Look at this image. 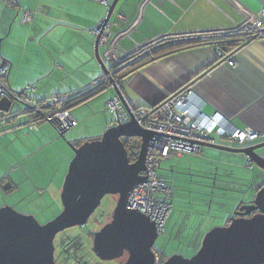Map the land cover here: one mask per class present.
Returning <instances> with one entry per match:
<instances>
[{
    "label": "crops",
    "instance_id": "crops-1",
    "mask_svg": "<svg viewBox=\"0 0 264 264\" xmlns=\"http://www.w3.org/2000/svg\"><path fill=\"white\" fill-rule=\"evenodd\" d=\"M113 1L111 0L112 3ZM17 2L19 7L13 9L6 7L0 0V65H10L6 82L13 92H21L28 86L35 85L36 90L31 93L32 96L45 99L55 94L79 92L106 75L96 60L94 43L97 36L95 31L105 19L107 7L94 0ZM23 10L35 12L33 22L23 24ZM263 10L264 0H119L112 17L113 25L106 32L108 42L99 45V55L108 71L113 72L139 52L144 54L162 43L198 38L201 43L158 55L154 61L127 75L123 80L124 93L136 104L155 106L171 95L190 88L200 97L205 114L218 112L237 128H250L259 132L262 139L256 144H260L264 142V36L247 42L240 50L231 54L233 56L225 53L230 56L227 59H234L233 67L228 65L227 59H222V63L215 65L219 59L216 46L220 47L215 38H226L227 35L242 38L245 35L233 34L232 28L244 24L247 17L251 18ZM122 14L125 20L120 19L119 15ZM250 21L251 19L249 24ZM160 38L163 39L154 45L151 44ZM227 40L230 39L220 43ZM209 68L211 69L204 73ZM61 78L64 79L63 82ZM115 93L111 86H107L89 102L103 95L102 104L105 102L106 105ZM98 108L105 109L104 106ZM71 114L74 118L77 115L75 112ZM104 117L107 124L108 114L104 113ZM9 125L4 124L1 131ZM46 126L47 124H43L37 130L30 131H36L30 139L37 146L43 144L42 137L48 141L55 140L54 131ZM60 136L63 137L61 134ZM214 139V144L230 146L224 138ZM86 141L87 139L82 138L72 144L77 146ZM256 144L249 143L247 147ZM48 152L62 150L55 146L54 150ZM200 152L198 155H188L197 156V163L192 166L201 169L204 166L206 174L198 170V173L204 175H191L192 178L185 180V184L178 187L179 191L176 188V193H180L182 198L185 191L191 190L192 182H206L216 173L232 177L235 175L237 179H231L243 186L251 183L248 186L250 192L255 184H258V188L264 184L262 169L254 172V178L246 169L245 172H236L235 168L240 167L236 163L238 155L208 148H202ZM257 152L264 155V148ZM243 160L247 162L245 157ZM42 166H38L34 172L44 173L56 169V165L48 157ZM58 174L59 170H56V175ZM40 176L42 175L38 178ZM43 176L42 184L34 183L37 185L35 190L40 194L44 191L52 193V203L55 204L60 187ZM6 177L13 184L12 189L8 191H21V183L18 185L9 176ZM2 182L0 179L1 189ZM4 191L2 190L3 193ZM26 191L32 192L33 187ZM27 196H32V193L25 192L22 195L23 198ZM201 200L197 199L196 203L203 204L204 201L202 200V203ZM200 229L201 226L192 235L186 230L180 239L175 237L171 241L187 244L188 251L192 249L190 254H195L208 231ZM173 254L189 256L182 253L179 247L169 248L164 252V258Z\"/></svg>",
    "mask_w": 264,
    "mask_h": 264
},
{
    "label": "water",
    "instance_id": "water-1",
    "mask_svg": "<svg viewBox=\"0 0 264 264\" xmlns=\"http://www.w3.org/2000/svg\"><path fill=\"white\" fill-rule=\"evenodd\" d=\"M118 1H113L105 19L98 25L99 34L94 43L95 56L105 74L109 71L99 55V40L113 25L112 17ZM258 38L254 36L249 41ZM110 83L121 96L112 80ZM152 136L153 133L141 128L132 117L127 124L104 132L100 139L86 141L79 147L71 143L74 157L61 192L63 209L54 219L41 225L33 215L19 213L8 205L0 208V264H55V236L88 223L109 194L119 198L112 220L94 235L95 255L103 261H114L126 254L128 258L124 264H156L154 249L159 234L155 223L137 211H129L126 205L132 189L146 178L142 173L147 169L145 159ZM122 137L142 139L137 162L130 163ZM202 148L241 154L253 166L264 170V155L257 152L264 148V142L244 148L199 143L195 154H200ZM12 187V182H8L3 190ZM238 209L234 212L237 217L227 225L206 233L195 255L186 258L174 254L162 264H264V185L256 192L252 203H245ZM253 212L256 213L252 215Z\"/></svg>",
    "mask_w": 264,
    "mask_h": 264
},
{
    "label": "rangeland",
    "instance_id": "rangeland-1",
    "mask_svg": "<svg viewBox=\"0 0 264 264\" xmlns=\"http://www.w3.org/2000/svg\"><path fill=\"white\" fill-rule=\"evenodd\" d=\"M252 30V28L247 27V29L234 31L233 34H241L244 32H248V34H250L252 33ZM231 36L233 35H227L225 37ZM138 54H140V52ZM133 57L134 56H132L129 60H131ZM61 80L62 82L64 81L63 78H61ZM82 90H86V88H83ZM102 100L103 95H100L91 102L88 101L89 103L86 105L74 106L72 110L70 109L69 111L75 112L77 114L75 118L78 121V125L76 127H72L68 131H65L63 137L60 136V134L54 127L47 124L46 127H49L54 131L53 134L55 140L48 141L44 137H42L44 141L42 145L37 146L35 142L30 139V136H33L36 131L30 132L26 127L17 128L16 133H13L12 130H9L8 134L0 137V179H2V181L6 180V182L8 183L9 181L7 180L8 178L6 176H9L10 179H13L14 182H17L18 185L20 183L21 186L23 185L21 191L12 190L6 192L0 188V208L4 205L11 206L19 213L25 215H33L38 221L43 223L47 222V219L55 218L62 211L63 207L61 203V192L65 177L68 172L69 164L74 157L71 143L82 138L87 139V141L96 139L94 137L100 138L101 135L106 131V127L111 124L110 122L112 120V117L106 111L105 102H103L102 104ZM12 102L13 101L10 100L8 95H4L0 99V110L9 111L11 109H22V106L18 103L13 102L14 106H12ZM98 106H104L105 109L98 108ZM106 112L108 114L109 122L107 124L104 117V113ZM22 121L23 119H20V122ZM5 128L7 127H4V129ZM55 146H59L62 152H48L54 150ZM231 147L238 148L235 146ZM188 154L192 155L195 154V152L174 156L173 158L166 160L162 159L160 167L158 169L159 176L165 178V180H167V182L172 187H174L175 195L172 201V210L169 216L170 219L168 220L169 222L165 225L166 233L164 235H159L155 243L156 250H159L163 253H166L169 248L177 249L180 247V251L182 253H184L185 255H189L186 256V258L192 257L197 252L195 254H190L192 252V249L188 251L187 244H181L175 241L172 242L171 240L173 238L176 237L177 239H180L181 234H183L186 230L191 232L192 235L193 232L196 231V229L198 230L200 226L202 230H208L206 233H208L212 228L224 226L228 220H231L233 217H235L234 211L238 207L243 206L246 201H249L251 199L253 200L255 198L256 192L260 189L258 188V184H255L254 188L250 192V189L248 187L250 184H247V186H243L240 185V183H237L236 187L227 186L217 187L218 189H216V185L214 184L216 183V180H211V185L205 181L197 180L191 183L192 193H187L185 191V196L183 197L184 200H182V197H180L179 195L180 193H176V188L185 184V180L189 179L191 175H196L198 177L202 174L204 175V173L206 174V168H204V166L202 167V169L192 166L197 163V156H191ZM47 157L50 158V161L54 165H56V169L48 170L44 173H35L34 170H36L38 166H42L43 163L47 162ZM243 157L244 156L241 154L237 156L236 163L242 170L236 167V172L237 170L238 172H245L246 169L248 174H251L254 178V172H258L257 170L261 168H259L258 166L250 168L249 165H251L252 163H250V161L246 162V160L242 161ZM241 162L243 163V165H241ZM208 168L209 167L207 166V169ZM56 170H59L58 175H56ZM198 170L203 171L204 173H198ZM39 175H44L43 177H45V179L47 178L59 185V194L58 197L55 198V204L52 203L54 201L52 199V193L44 191L40 194V192H37L35 190L36 186L42 184L43 181V179H41L42 176L38 178ZM206 181L209 180L207 179ZM232 182L236 184L234 181ZM34 183H36L37 185L35 186ZM4 185L1 186L4 187ZM30 187H33V191L27 192L26 190ZM2 190L4 191V193L2 192ZM179 190L180 189L178 188V191ZM25 192L32 193V196L23 198L22 195ZM188 196L193 197L189 198ZM197 196L204 201L203 203L201 200L203 204L192 202V200L198 199ZM187 199L191 201H188L189 204L184 203V201H186ZM92 220L93 219L91 218L89 223H92ZM89 227L91 228V226H89L88 224V227L84 228H69L56 237V242H59V240H63L66 235L79 236L81 235V231L86 232ZM93 228H95L94 225ZM72 253L77 257L81 256L82 254L81 251H74V249L72 250ZM157 254H159L160 259L158 263L156 260V264H162L164 261L162 259L166 260L168 258L166 256V258H164V256H162L159 252Z\"/></svg>",
    "mask_w": 264,
    "mask_h": 264
},
{
    "label": "built area",
    "instance_id": "built-area-1",
    "mask_svg": "<svg viewBox=\"0 0 264 264\" xmlns=\"http://www.w3.org/2000/svg\"><path fill=\"white\" fill-rule=\"evenodd\" d=\"M94 1L106 7L111 3V0ZM2 2L6 7L13 9L19 7L17 0H2ZM34 16L35 12L33 11H22L23 22H33ZM119 17L125 20L123 14ZM249 19H251L250 24L248 23ZM247 27L253 29L252 33L244 32L243 35L249 38L264 36V10L251 18L247 17L244 24L233 27L231 32L247 29ZM162 39L160 38L151 44L154 45ZM107 42L108 36L104 35L100 43L106 44ZM216 51L218 52V58L226 55L219 46H216ZM227 62L231 67L235 66L234 59H227ZM9 71L10 65H0V99L4 95H8L14 103L20 104L22 109H12L9 112L10 114L8 113L4 118H0V125L10 124L5 130L0 131V136L7 134L9 130L15 132L17 128L26 127L29 131L37 130L43 124H51L61 135H64L65 131L78 125L69 109L64 107L66 101L74 98L76 94L72 96L53 95L45 98L52 104V109L47 111L44 118L37 119L28 113V107L35 102V98L32 96L36 90L35 85L28 86L20 94V97L10 89L6 82ZM102 86L104 85L101 84V81H95L86 86V90H82V92L93 91ZM122 86V80L116 82L118 90L122 91ZM128 97L127 95L121 97L115 93L107 101L108 111L113 116L110 126L117 127L128 123L133 117L144 130L157 134L159 141L154 142V139L152 141L150 157L147 162L148 169L143 173L146 176V185H139L130 192L127 198V209L137 211L148 217L150 221L155 223L158 234L164 235L165 225L172 210L173 188L165 178L160 177L158 174L162 159L166 160L174 156L196 152L199 143L214 144L215 137L226 139L230 146L243 148L247 147L249 143H258L262 139V135L250 128L240 129L235 127L218 112L212 115L204 114L202 101L192 89H186L178 93L156 110H154L156 107L148 108L136 104ZM153 110L154 112L151 113ZM141 118H145V126L141 124ZM20 119H23V121L20 122ZM154 120H158L159 125H156ZM128 139L130 138L124 140ZM159 143L163 144L162 148L159 147ZM249 167L252 166L249 165ZM159 257V254H156L157 263Z\"/></svg>",
    "mask_w": 264,
    "mask_h": 264
},
{
    "label": "flooded vegetation",
    "instance_id": "flooded-vegetation-1",
    "mask_svg": "<svg viewBox=\"0 0 264 264\" xmlns=\"http://www.w3.org/2000/svg\"><path fill=\"white\" fill-rule=\"evenodd\" d=\"M141 55H142L141 53L135 55L131 60H128L125 63V65L133 64L134 62L139 61L141 59V57L149 55V54H145L142 56ZM116 80H118V79H116ZM207 176L209 177V175H207ZM215 176H216V179H214ZM223 176H225V178H223ZM231 178H232L231 175H220V174L216 173V175L211 176L208 179L209 181H206V182L211 185V183H212L211 180H213V181L216 180V183H214L216 185V189H218L217 187H227V186L234 187L237 185V182H235L236 184H234L232 182L233 180ZM7 180L10 182L9 179H7ZM6 183H7L6 180H3L2 186ZM186 192L192 193V190L188 189ZM188 197L192 198L193 196L192 197L188 196ZM117 200H118V196H114V195H108V196L104 197L102 202H101V205L93 213V215L89 218V221L91 220V218L93 219L92 223H89V221H88V223H86L84 226H75V228L76 227L84 228V227H88V224H89V226H91L92 229L89 227V229L86 230V232L81 231V235H79V236H77V235H73V236L66 235V237L63 240H59V242H56V237L65 231H62L55 236L54 241H53L55 264H124L127 261L128 255H126V254L122 258L114 260V261H103V260H100L95 255V253L93 252L94 235L105 224L109 223L112 220L113 212H114V209L117 205ZM172 201H173V197H172ZM188 201H190V200L187 199L186 201H184V203L188 204ZM192 201H194L196 203L197 199L192 200ZM249 202L252 203V199L249 201H246V203H249ZM236 210H239V209L237 208ZM255 213L256 212H253L252 215H254ZM235 217H237V216H235ZM48 220L51 221L52 219H47L46 221L49 222ZM38 222L41 225H44L47 223V222L43 223L40 221H38ZM229 222H230V220H228L225 223V225H227ZM92 224L94 225L95 228H93ZM72 228H74V227H72ZM73 249H74V251H81V253H82L81 256H79V257L74 256L73 255L74 252L72 253Z\"/></svg>",
    "mask_w": 264,
    "mask_h": 264
},
{
    "label": "trees",
    "instance_id": "trees-1",
    "mask_svg": "<svg viewBox=\"0 0 264 264\" xmlns=\"http://www.w3.org/2000/svg\"><path fill=\"white\" fill-rule=\"evenodd\" d=\"M243 38V39H242ZM242 38L240 36H235V37H226V38H215V41L217 44L220 45V47L224 50V52L227 54V55H230L232 56L231 54H234L237 50H239L240 48H242V46L246 45L247 42L252 39V38H249L247 36H242ZM198 38H184V39H180V40H177V41H174V42H171V43H162L161 46H158L150 51H148L149 55H146V56H143L141 57V59L137 62H134L133 64H128V65H125L123 64V66H121L120 68H117L115 70H113V72L115 73L114 75V79H122V80H125L127 78V75L131 74L133 71L137 70L138 68H140L141 66L143 65H146L148 64L149 62L151 61H154L156 59V56L158 55H165L166 53H168L169 51H176V50H179V49H182L183 47H186V46H190V45H194V44H198V43H201L202 41L201 40H197ZM208 40H212L213 38H207ZM225 39H230V40H227L226 42L224 43H220L222 40H225ZM239 40V41H238ZM214 41V40H213ZM237 41L240 43L238 44ZM218 46V45H217ZM225 55L224 57H221L219 58V60L215 63V65H217L218 63L221 62L222 59H227L228 57L230 56H227ZM159 57V56H158ZM119 67V66H118ZM212 68V67H211ZM210 69V68H209ZM118 70V71H117ZM208 70V69H207ZM205 70V71H207ZM117 71V72H116ZM204 71V72H205ZM121 75H123L122 77H120ZM32 86V85H30ZM36 88V86H35ZM107 87L105 86H102L101 88L99 89H95L85 95H81L79 97H76V99H68L66 101V103L64 104V107L66 109H71L72 107L74 106H79V105H83V104H87L89 100H91L92 97H95V95L99 94L101 91H103L104 89H106ZM25 90V89H24ZM23 91L21 92H16L17 94H22ZM181 92V91H180ZM69 93H63V94H55L57 96H68ZM115 95V94H114ZM113 95V96H114ZM53 96V95H52ZM173 96V95H172ZM170 96V97H172ZM51 97V96H50ZM35 98V97H33ZM48 98V97H46ZM35 99H41V98H35ZM11 100V98H10ZM12 101V100H11ZM159 105V104H157ZM157 105H155L157 107ZM12 106H14L13 102H12ZM143 106V105H141ZM148 108H152L154 106H146ZM12 110V109H11ZM4 111V110H0V115H1V118H4L6 115H8V113L11 111ZM106 111L109 113L108 111V108H107V104H106ZM107 112L105 114H107ZM10 114V113H9ZM110 116L112 117V120H113V116L111 113H109ZM76 119V118H75ZM111 120V121H112ZM78 122V121H77ZM109 123V122H108ZM4 124H1L0 127H2ZM16 132V131H15ZM1 137V136H0ZM124 144H125V147H126V150L128 152V157H129V160L130 162H134V158L137 156V154L139 153L140 151V147H139V144L137 143L136 141V138L135 139H128V140H124ZM83 144V143H82ZM81 144L77 145V146H80ZM254 167V166H253ZM253 167H250V168H253ZM233 178V177H232ZM234 179H237V177L234 175ZM251 185V183H250ZM249 185V186H250ZM264 185V184H263ZM173 188V199H174V195H175V190H174V187ZM181 197V196H180ZM182 200H184L182 198ZM191 202V201H189ZM189 204V203H188ZM171 205H172V202H171ZM170 216V215H169ZM169 218V217H168ZM154 252L155 254H157L158 252L160 254H162L164 256V253L159 251V250H156V248L154 249ZM164 260V259H163Z\"/></svg>",
    "mask_w": 264,
    "mask_h": 264
},
{
    "label": "bare ground",
    "instance_id": "bare-ground-1",
    "mask_svg": "<svg viewBox=\"0 0 264 264\" xmlns=\"http://www.w3.org/2000/svg\"><path fill=\"white\" fill-rule=\"evenodd\" d=\"M111 5H112V2L110 3V5L107 7L108 8V10H109V8L111 7ZM106 7V6H105ZM126 19V18H125ZM22 22H23V19H22ZM26 23H30V22H23V24H26ZM112 27V26H111ZM110 27V28H111ZM110 28H108V29H110ZM108 29H106L105 31H104V33L101 35V37H100V40H101V38L104 36V35H107L106 34V32H107V30ZM97 31V30H96ZM95 31V33H96V35H98L99 34V31H97L96 32ZM108 36V35H107ZM100 40H99V44L101 45V43H100ZM237 43L238 44H240L238 41H237ZM147 53H149V52H146V53H144V55L145 54H147ZM233 56V55H232ZM229 59H231V58H229ZM128 65V64H127ZM114 75H115V73L114 72H109L108 74H106L104 77H102V78H100V79H97L96 81H101V84L102 85H104V86H111L112 84L110 83V80H112L113 81V83L116 85V82L117 81H119V80H122V79H118V80H115L114 79ZM123 81V80H122ZM95 82V81H94ZM117 88V87H116ZM118 89V88H117ZM186 89H190V88H185V90ZM122 91H123V86H122V89H121ZM120 91V90H119ZM122 91H120V95H121V97H122V95H126L124 92H122ZM182 91H184V89L183 90H181V92ZM89 92H91V91H88V92H82V90L81 91H79V92H75V93H71V94H68V96H72V95H74V94H76V96L74 97V98H72V99H76V97H79V96H81V95H85V94H87V93H89ZM180 93V92H179ZM20 97H21V95L20 94H18ZM175 95H177V94H174L173 96H175ZM67 96V95H66ZM128 96V95H127ZM172 96V95H171ZM173 96L172 97H168L166 100H164L162 103H161V105H164L167 101H169L170 99H172L173 98ZM200 98V97H199ZM128 99L129 100H131L129 97H128ZM64 102V101H63ZM160 105V104H159ZM158 105V106H159ZM154 107H156V106H154ZM52 109V104L51 103H49L48 102V100L47 99H35V102L32 104V105H30L29 107H28V113L31 115V116H33V117H35V118H37V119H39V118H44L45 116H46V113H47V111H49V110H51ZM154 110H156V109H154ZM154 110L153 111H151V113H153L154 112ZM140 120V119H139ZM111 123V122H110ZM154 123L156 124V125H159V121L158 120H154ZM125 124H127V123H125ZM141 124L142 125H144L145 126V118H141ZM123 125V124H122ZM121 126V125H120ZM117 127H119V126H117ZM117 127H111L110 125L106 128V131L107 130H109V129H111V128H117ZM142 128V127H141ZM105 131V132H106ZM145 131H147V132H150V131H148V130H146L145 129ZM59 133V132H58ZM152 133V132H151ZM60 134V133H59ZM101 138V137H100ZM100 138H98V139H100ZM125 138H127V137H122V140H123V142H124V139ZM130 138H132V139H135L136 138V141H137V143L139 144V147H140V151H141V146H142V139L140 138V137H130ZM153 139H154V142H156V141H159V136L157 135V134H154L153 133V136H152V139H151V141H150V143H149V145H148V148H147V153H146V159H145V163H146V168L148 169V159H149V157H150V148H151V146H152V141H153ZM89 141H94V140H89ZM125 143V142H124ZM255 144V143H254ZM82 145V144H81ZM80 145V146H81ZM125 145V144H124ZM162 146H163V144H160L159 143V147H161L162 148ZM77 147H79V146H77ZM140 151H139V153L137 154V156L134 158V162H130V163H135V162H137V160H138V158H139V155H140ZM161 153V152H160ZM127 154H128V152H127ZM73 159V158H72ZM128 159H129V157H128ZM72 161V160H71ZM130 161V160H129ZM71 163V162H70ZM145 172V171H144ZM143 172V173H144ZM142 173V175L143 176H145L144 174ZM146 177V176H145ZM146 178L143 180V181H141L140 182V184H137V186H135L134 188H136V187H138L139 185H142V186H144V185H146ZM133 188V189H134ZM132 189V190H133ZM109 195H113V194H109ZM106 196H108V195H106ZM105 196V197H106ZM114 196H118V195H114ZM118 198H119V196H118Z\"/></svg>",
    "mask_w": 264,
    "mask_h": 264
},
{
    "label": "clouds",
    "instance_id": "clouds-1",
    "mask_svg": "<svg viewBox=\"0 0 264 264\" xmlns=\"http://www.w3.org/2000/svg\"><path fill=\"white\" fill-rule=\"evenodd\" d=\"M204 113V112H203ZM205 114V113H204ZM207 115V114H206ZM251 166L253 167V165L251 164Z\"/></svg>",
    "mask_w": 264,
    "mask_h": 264
}]
</instances>
